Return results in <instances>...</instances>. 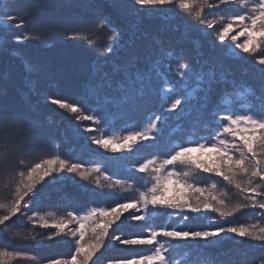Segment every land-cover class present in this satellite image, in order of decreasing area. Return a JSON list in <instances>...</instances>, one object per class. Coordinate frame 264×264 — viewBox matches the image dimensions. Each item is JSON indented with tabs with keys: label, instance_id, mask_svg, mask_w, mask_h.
Masks as SVG:
<instances>
[{
	"label": "snow or ice",
	"instance_id": "6c2138e0",
	"mask_svg": "<svg viewBox=\"0 0 264 264\" xmlns=\"http://www.w3.org/2000/svg\"><path fill=\"white\" fill-rule=\"evenodd\" d=\"M0 3L5 8L0 13V29L28 27L32 21L31 32L17 37V41L53 46L45 15L49 0H27V7L19 11H13L16 0ZM133 3L150 10L173 5L202 26L205 36L214 34L210 46L223 49L227 58L251 57L264 66V0H133ZM221 6L233 11L227 16L212 15ZM104 32L111 33L109 43L101 44L106 57L103 63H107V58L116 55L120 48L121 32L102 11L95 12L91 20L77 17L75 24L67 25L61 39L85 40L91 46L95 43L92 37ZM156 43L159 54L146 69L139 67L140 58L136 55L114 68L122 76L116 82L115 95H102L103 87L112 84L107 73L99 72L103 83L92 84L80 101L70 103L50 98L52 104L72 114L76 121L90 122L85 128V132L91 133L88 139L103 150L96 156L105 162L122 161L126 156L136 158L133 168L135 173L142 174L138 177L142 183L136 187V180L115 179L107 184L109 189L124 186L125 191L136 192L134 198L117 201L114 206L65 210L64 215L51 219L37 211L35 206L44 184L58 180L61 174L91 180L97 188L102 186L101 177L105 182L113 177L107 174L101 160L81 162L65 158L58 142L42 146L37 121L24 113L9 115L0 105V176L4 177L5 189L0 197V232L17 244L43 243L31 231L22 234L10 230L9 222L15 218L17 222L24 220L31 224L33 230L37 226L53 229L44 234L49 241L70 236L74 251L69 258L49 259L47 264H97L94 257L98 259V253L103 255L102 249L107 251L117 244L126 248L147 247L148 251L112 258L108 264H264V67L260 68L261 84L257 92L244 83L237 85L222 63L205 69L208 61L199 59L201 52H197L195 63L200 67L196 68L185 58L183 50L177 55L159 39ZM25 69L35 71L27 62ZM168 73L177 79L170 82ZM156 81L162 82L159 88L154 86ZM193 82L194 86H190ZM217 85L222 88L219 96L214 95ZM3 94L0 89V96ZM153 97H158V108L146 116L141 126L126 125L119 131H109L111 120L105 119L107 113L101 100L126 116L146 108ZM93 98L96 107L86 113L84 104ZM194 111L197 116L191 119ZM170 119L177 123L166 132ZM185 120L186 127L182 123ZM108 152L125 156L108 158L104 156ZM194 152L199 155L194 156ZM247 210H251L255 222L233 223L238 214ZM160 215L179 217L181 224L195 216L210 220V224L196 230L171 223L158 225ZM126 226H135L140 232L125 233ZM228 241L258 242L262 254L249 259L245 250L223 249ZM181 243L188 249L183 255L175 251ZM212 247L222 251L211 256L207 249ZM0 264H39V257L0 244Z\"/></svg>",
	"mask_w": 264,
	"mask_h": 264
},
{
	"label": "trees",
	"instance_id": "16d2710c",
	"mask_svg": "<svg viewBox=\"0 0 264 264\" xmlns=\"http://www.w3.org/2000/svg\"><path fill=\"white\" fill-rule=\"evenodd\" d=\"M26 7L27 0H16L13 11ZM3 11H5L4 5L0 3V13ZM99 11L109 15L121 32L120 48L116 55L107 58V63H103L106 57L101 44L109 43L108 37L111 33L104 32L93 36L95 43L91 46L85 40L63 41L61 39L67 25L75 24L77 17L91 20L93 14ZM232 11L221 6V9L214 10L212 15L227 16ZM45 15L49 20L48 35L53 39L52 47H44L31 40L17 41V37H23L31 32L32 21H29L28 27L0 29V89L4 90V94L0 96V105L4 106L9 115L24 113L37 121L40 126L42 146L47 147L50 142H58L59 151L65 158L81 162L93 158L101 160L107 174L113 177V180L107 182L101 177L100 188H97L91 180L82 181L75 174H61L58 180L46 182L35 207L49 219L51 216L64 215L65 210L83 211L91 206L109 207L114 206L117 201L136 196L134 189L125 191L124 186L109 189L107 184L114 183L115 179L136 180V187L142 183L138 178L142 174L134 172L133 166L136 163L134 156H126L122 161L109 159L107 162L96 156L97 152H103V150L91 144L88 139L91 133L85 132V128L90 126V122L76 121L72 114L52 104L50 98H60L70 103L80 101L92 84L103 83L100 81L99 72L107 73V79L112 84V87L106 85L103 87L102 95H115L116 82L122 76L120 72L114 71V68L125 64L131 55H136L140 58L139 67L146 69L150 60L159 54L157 39L162 41L165 48L174 49L177 55L183 50L185 58L192 62L194 67H200L195 61L198 58L197 52H201L199 59L208 61V64L204 66L205 69L222 63L231 71L230 79L237 85L244 83L257 92L260 91V68L264 66L256 64L251 57L245 60L227 58L223 49L210 46L214 34L205 36L201 31L202 26L196 24L173 5L150 10L134 5L133 0H49ZM208 31L211 32V30ZM25 62L32 65L35 71H26ZM167 75L170 82L177 79L173 73ZM161 83L156 81L154 86L159 88ZM190 86H194V82ZM221 91V86L217 85L214 95L219 96ZM96 103L95 98L87 100L84 104L86 113L96 107ZM100 104L104 113H107L105 119L111 120L109 131H119L126 125L141 126L146 116L151 111L157 110L159 100L158 97H153L146 108L130 112L126 116L112 105H105L102 100ZM196 116L197 113L194 111L191 119H195ZM176 123L170 119L166 125V132L174 128ZM182 123L186 127L188 121L185 120ZM77 126H79V132H77ZM193 155L199 154L194 152ZM104 156L113 158L123 157L125 154L108 152L104 153ZM203 158L207 159V156ZM3 181L4 177L0 176V197L5 192ZM251 222H255L252 219L251 210L238 214L233 220V223ZM135 223L142 222H133ZM156 223L158 225L171 223L185 229L196 230L208 226L210 220L193 216L181 224L179 217L169 218L160 215ZM9 228L22 234L31 231L32 234L37 235L38 240L43 241L40 244L36 241L17 244L10 241L5 233L0 232V244H7L10 249L18 248L37 255L39 264H47L49 259L69 258L74 251V242L70 236L56 237L51 241L45 239L44 234L54 231L53 229H40L37 226L33 230L31 224L24 220L17 222L15 218L9 222ZM123 231L138 234L140 229L135 226H126ZM230 248L247 251L249 259L262 254L258 242L255 241L235 244L228 241L223 245V249ZM187 250V246L183 243L175 249L179 255H183ZM147 251V247L126 248L117 244L107 251L102 249L103 255L98 253V259L96 257L94 259L97 260V264H108L112 258L131 257L147 253ZM220 251L222 249L216 247L207 249L211 256L217 255Z\"/></svg>",
	"mask_w": 264,
	"mask_h": 264
}]
</instances>
